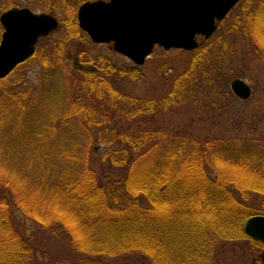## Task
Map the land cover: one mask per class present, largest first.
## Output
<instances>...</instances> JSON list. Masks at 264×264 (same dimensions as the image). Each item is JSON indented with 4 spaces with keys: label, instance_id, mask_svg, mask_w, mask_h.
<instances>
[{
    "label": "trees",
    "instance_id": "16d2710c",
    "mask_svg": "<svg viewBox=\"0 0 264 264\" xmlns=\"http://www.w3.org/2000/svg\"><path fill=\"white\" fill-rule=\"evenodd\" d=\"M59 4L66 17L58 37L0 80V264H122L132 255L147 264H219L236 242L258 250L244 228L264 215V144L174 133L156 121L184 103L203 105L207 94L214 105L234 95L226 62H264V0H241L212 38L199 36L157 97L123 90L140 67L91 47L75 49L66 67L67 48L90 38L70 3ZM35 59L40 80L29 85L23 66ZM15 211L62 240L66 253L52 259L43 247L42 255Z\"/></svg>",
    "mask_w": 264,
    "mask_h": 264
},
{
    "label": "rangeland",
    "instance_id": "374dc122",
    "mask_svg": "<svg viewBox=\"0 0 264 264\" xmlns=\"http://www.w3.org/2000/svg\"><path fill=\"white\" fill-rule=\"evenodd\" d=\"M67 1L70 3L72 11H75L77 19L82 4L77 0ZM60 2L61 0H0V16L6 9L15 6L27 7L35 13H47L63 19L66 15L60 8ZM56 32L52 34L58 37ZM48 37L42 38L38 43V47L46 48L49 41ZM89 42L78 41V43H72L65 52L63 64L70 68L75 63L73 57L75 49L91 47L92 53L110 54L113 61L119 66L126 68L137 66L129 58L114 51L112 44L99 45ZM187 52L191 51L166 50L163 47L156 46L145 64L138 66L141 73L140 79L138 81L124 80L121 82V87L135 97H157L165 94L171 87L174 71L181 69L190 60V54H187ZM224 67L225 70H229L225 73L229 88L231 82L235 79H242L250 85L253 96L249 100H241L231 93L221 92L224 97L220 94L222 97H219L218 104L214 105L212 103L214 94H207L204 98L201 97L204 101L203 105L194 102L184 103L158 117L157 125L174 133H186L200 138L248 137L264 144V62L255 61L245 64L242 58H238L233 64L228 65L226 62ZM23 68V79L26 83L29 85L38 84L41 75L39 60L35 59L30 63L28 62ZM65 71L63 70L64 73H68ZM226 90L229 92L228 89ZM2 154V149H0V160L3 158L5 161ZM4 161L1 160L0 163H4ZM13 216L24 233L29 237L31 236V240L35 242L39 249H42V255L43 247L47 249L48 256L52 259H60V254L66 253L62 240L44 231L22 212L15 211ZM229 246L231 249L227 254H223V249L219 248L220 256L223 254L219 264H262L260 253L253 250L255 248L249 241H240ZM42 255H39V261H48ZM121 263L147 264V262L133 255Z\"/></svg>",
    "mask_w": 264,
    "mask_h": 264
},
{
    "label": "water",
    "instance_id": "95a60500",
    "mask_svg": "<svg viewBox=\"0 0 264 264\" xmlns=\"http://www.w3.org/2000/svg\"><path fill=\"white\" fill-rule=\"evenodd\" d=\"M240 0H97L80 6L79 27L95 44L112 49L138 66L145 64L155 46L193 51L198 36L210 39ZM4 32L0 41V80L8 77L36 52L39 40L58 29L56 17L29 8H11L0 16ZM231 90L241 100L253 92L235 79ZM245 232L264 242V216L250 217Z\"/></svg>",
    "mask_w": 264,
    "mask_h": 264
},
{
    "label": "flooded vegetation",
    "instance_id": "af4514ba",
    "mask_svg": "<svg viewBox=\"0 0 264 264\" xmlns=\"http://www.w3.org/2000/svg\"><path fill=\"white\" fill-rule=\"evenodd\" d=\"M14 7H10L8 9H6V11L9 10V9H11V8H14ZM16 8H21V7H16ZM23 8H27V7H23ZM31 11H33V10H31ZM0 26L3 28V26L1 25V23H0ZM3 32H4V29L2 31V34H3ZM2 34H1V37H0V41H1V38H2ZM37 47H38V44H37ZM259 242L261 243V246H260V248L257 251L260 253V260H261L262 264H264V253H263L264 252V242L263 241H259Z\"/></svg>",
    "mask_w": 264,
    "mask_h": 264
}]
</instances>
